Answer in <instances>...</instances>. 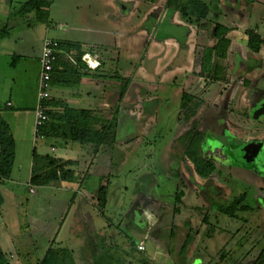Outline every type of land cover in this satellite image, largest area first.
<instances>
[{
  "label": "rangeland",
  "instance_id": "1",
  "mask_svg": "<svg viewBox=\"0 0 264 264\" xmlns=\"http://www.w3.org/2000/svg\"><path fill=\"white\" fill-rule=\"evenodd\" d=\"M26 1L12 0V5L15 8ZM47 1L46 24L35 19L23 25L25 22L20 16L11 21L2 20L9 36L0 39V107L9 94L21 105L35 100L45 37L62 43H78L89 50L94 48L100 53L105 70L98 85L106 91L93 92L91 97L104 104L96 115L107 128L104 143L89 154L93 158L96 155L92 174H100L106 187L105 217L114 224L121 221L124 224L147 207L161 213L162 230L177 226L189 214L188 225L192 233L197 231L194 234L197 236H205L209 224L215 225V233L221 228L235 237L247 238L254 233L252 225L260 214L251 219L250 209L243 212L244 209L236 207L233 220L217 210L229 205L224 199L232 201L233 196L239 197L238 189L250 190L251 196L259 193L254 195L257 188L264 189V77L258 78L255 84L247 81L258 77L260 62L244 59L247 69L243 74L244 86L240 84L241 71L237 65L234 72L238 75L228 77L229 80L211 83L200 76L197 66L203 46L211 42L213 27L201 25L203 38L198 44L199 20L195 18L194 7L188 4L191 0ZM199 1L207 6L211 17L229 13L242 20L251 18L247 22L249 29L254 28V18H264V2ZM259 31L264 34L263 28ZM241 50L238 45V55L231 54L233 61L229 57L217 61L223 69L222 77L225 78L226 70L235 67L236 63L231 65L235 59L244 56ZM57 89L58 86L51 85L49 96L56 97ZM65 90L77 92L72 88ZM121 91H124L122 95ZM183 94L189 96L184 105L181 104ZM207 139L219 142L220 147L202 150ZM70 145L74 150L79 148L76 143ZM55 146L57 153L64 149L61 145ZM255 151L256 158L251 154ZM90 160L85 161L86 166L81 161L80 172L89 169ZM194 160L206 164L205 172L211 168L207 177L197 175ZM258 165L262 171L259 177H254L255 184L249 179L251 189L231 179V175L242 177L243 167L258 170ZM222 166L223 172L228 173L221 174ZM206 189L209 192L225 189V193L218 196L213 193L207 204ZM176 192H182L183 197L180 214L174 216ZM93 201L97 203L96 198ZM55 210L49 212L48 223L56 221L59 211ZM194 212L197 216L193 217ZM70 213L71 233H81V225L75 218L79 211L73 208ZM16 215V209L11 207L7 221L12 245L3 240L2 247L14 249L12 258H7L9 264L32 263L46 244L35 242L27 228L19 227ZM200 216H208L207 225L201 223ZM226 220L230 224L225 226ZM256 230L254 239L264 234V225ZM72 245L75 250V243L70 248ZM75 251L71 264H78V260L93 263L86 247Z\"/></svg>",
  "mask_w": 264,
  "mask_h": 264
},
{
  "label": "crops",
  "instance_id": "2",
  "mask_svg": "<svg viewBox=\"0 0 264 264\" xmlns=\"http://www.w3.org/2000/svg\"><path fill=\"white\" fill-rule=\"evenodd\" d=\"M255 2L262 3L264 0H255ZM13 8L11 0H0V28L5 27L3 23L5 21H2L4 18L7 21H11L12 18L9 17ZM209 14L207 13L206 18L199 20L198 29L200 36L198 44L203 38L202 24H210L213 27L211 44L204 45L203 48L212 47V43L215 44V25L225 26L228 29L225 37L229 41L227 47L229 60L233 61V55L231 54L238 55L236 51L238 45L242 49L241 53L244 54V56L241 55L242 58L238 57L242 62L235 59V62L231 63V65L236 63L235 67L232 66L230 70H226L225 80H229L228 77H233L234 74L238 75V72H234L237 69V65L241 71L240 84L244 86L245 78L243 74L247 69L243 61L244 59L252 58L260 62L258 77H251L247 81L249 84H255L258 78L264 77V49H261L258 53L251 52L246 46L245 33L252 31L264 38V34H260L259 31V28L264 30V18H254V28L249 29L248 23L251 18H243L242 20L232 17L229 13L212 15V17ZM21 19L25 22L23 25H27L29 20L36 19L35 12L32 11L22 16ZM46 38L48 37L44 39ZM81 49L84 54L87 52L96 54L99 66L95 70L83 69L82 72H86L87 75L80 79L76 87L58 86L57 96H49V100L62 101L70 107H72L70 104H75L78 107L74 108L87 109L90 111L91 116H97L96 114L100 112V107L102 108L104 104L92 99L91 96L93 92H98L102 89L98 83L100 82L101 74L105 72L103 70L104 63L100 53L94 51V48L89 50L87 46L82 45ZM65 56L67 58L70 57L72 60L74 59L70 54H65ZM67 88L76 89L77 92L67 93L65 90ZM105 89L102 90L106 91ZM34 98L35 100H32L31 103L21 105L20 101L16 100L12 94H9V97L5 99L4 104L0 107V113L7 121L15 142L14 161L10 176L0 184V249L6 259L12 258L14 253V249H11V246L2 247L3 240H6L7 244L12 245L10 241L12 237L9 229L10 223L7 221L11 207L16 209L17 215L15 217L18 219L19 227L27 228L29 235L31 234L35 242L46 244V247L42 249L35 259H41L47 250L52 247H60L69 252L71 257L70 259L68 257V259L72 260V254L76 252L75 250L79 251L81 248L84 249L86 247L88 257L93 258V263L89 264H253L260 252L264 250V234L256 239L252 237L257 232L256 229H259V225H264V189L261 187L257 188L258 191L254 190V195L259 192V195L255 196H251L250 190L244 192L242 191L243 188L239 187L242 190L238 189L241 192L239 195H243V200L237 207L241 210L244 209L243 212L250 209L251 219L256 213L260 214L256 218L255 224L252 225L254 233H251L247 238L241 235L235 237L232 234L230 235L228 230L222 228L217 229L218 232L215 233L214 224L208 225L205 236L194 235L196 232L192 233L187 221L189 214H186L177 226L172 225L169 229L162 230L161 213L159 211L154 212L147 207L141 209L135 219L126 221L124 224L123 221L114 224L113 221H110L104 215L106 204L101 208L98 203L93 201L97 196L98 189L103 186L102 176L91 172L96 155L93 158L89 154L91 149L87 147L85 149L79 147L74 150L70 148L71 145H66L63 150H59L57 153L58 149L55 145L59 144L58 141L36 137L34 127L36 95H34ZM8 103H10L9 106H7ZM34 152L39 156H49L62 162L71 161L72 165L68 167V170L72 171V179L69 181L60 180L48 186L31 185L30 176ZM251 154L255 158L258 157L256 151ZM89 159H91L89 169L86 168L85 172H80L78 168L81 161L86 166L87 163L85 161ZM258 167V170H247L243 167L242 172L244 175L242 177L231 175V179L240 185L245 184L250 188L249 179L252 178L253 181L254 177H259L258 174L262 171L261 165H258ZM223 168L222 166L221 174L224 172L228 173V171L223 172ZM226 177L230 179L228 176ZM88 179H92V181L87 184L85 181H88ZM254 181L252 184H255ZM213 193L218 196L224 194L225 189L222 192L218 190L212 191V189L210 192L207 189L204 190L207 204V200H210L208 197ZM196 194L199 195L200 192ZM234 198L236 196H233ZM224 200L230 204L231 200ZM73 208L79 211L75 218L81 225V233L77 232L75 235L71 233L69 227L71 222L68 221V215L71 216L70 212ZM55 209L57 212L59 211L56 215V221L48 223L50 221V218H48L49 212ZM194 216H197L196 212L193 213ZM201 218L202 216H200ZM229 218L234 220L233 217ZM207 219L208 216H206V221L203 224L207 225ZM251 219L246 222H250ZM223 223L226 226L230 224V220H226ZM74 243L76 245L75 250L73 245L70 248V245ZM138 245H142L143 250H139L137 248ZM248 246H250L249 249H247ZM220 256H223L221 260H219ZM118 258L121 260L118 261ZM77 262L78 264H84L83 260H78Z\"/></svg>",
  "mask_w": 264,
  "mask_h": 264
},
{
  "label": "trees",
  "instance_id": "3",
  "mask_svg": "<svg viewBox=\"0 0 264 264\" xmlns=\"http://www.w3.org/2000/svg\"><path fill=\"white\" fill-rule=\"evenodd\" d=\"M48 4V1L45 0H27L18 7L13 8L9 18L22 17L34 11L36 20L46 24L48 22V12L46 10L49 6ZM188 4L194 7L195 18H198V20L206 18L208 9L205 4L199 0H191ZM227 31L228 29L225 26L216 24L214 27L215 44L212 47L202 49L199 75L205 77L208 81L219 82L225 80L220 75L222 68L216 63L227 57V47L229 45V41L225 37ZM245 35L246 46L251 52L258 53L261 49H264V38L252 31H247ZM8 36L6 27L0 28V39ZM58 50L60 53L57 54L53 65L51 85L62 87L78 86L80 79L87 75L86 72H82L83 69H86V66L81 61V56L84 54L81 45L78 43L58 42ZM65 54L72 55L74 63ZM123 92L121 91L120 95ZM187 97L189 96L183 94L182 105H184ZM43 105L47 120L42 126L37 128L36 137L58 141V145L62 147L76 143L79 147L83 149L87 147L93 152H96L98 147L104 143L107 125L97 116H91L89 110L70 107L65 102L49 99ZM14 147L15 142L10 127L0 113V176L3 181L7 180L11 173L15 154ZM32 162L30 184L33 186H48L60 180L69 181L72 179V171L68 170V167L72 165L71 161L62 162L49 156H39L34 152ZM192 163L197 175L203 178L207 177L211 172L210 167L207 168L206 172L204 171L206 164L204 165L202 162L201 164L194 160ZM182 197V192H176L173 206L174 215L180 214ZM96 199L99 207L103 208L106 204L105 186H101L98 189ZM242 200L243 195H240L234 198L227 207L220 208L218 211L229 217H235L236 207ZM201 219V223L206 221V217ZM183 247L182 249H184ZM68 257L70 259L71 255L66 249L52 247L47 250L41 259H34L32 263L26 264H71ZM222 258L223 256H220L219 260ZM0 264H9L1 249ZM253 264H264V250L260 252Z\"/></svg>",
  "mask_w": 264,
  "mask_h": 264
},
{
  "label": "built area",
  "instance_id": "4",
  "mask_svg": "<svg viewBox=\"0 0 264 264\" xmlns=\"http://www.w3.org/2000/svg\"><path fill=\"white\" fill-rule=\"evenodd\" d=\"M58 53H60L58 50V41L50 38L44 39L39 57V78L37 84L36 107L34 111L35 130L42 126L47 120V115L45 114V108L43 104L49 99L51 73ZM70 61L74 63L72 59H70ZM81 61L89 70H95L99 66L98 57L96 54H90L87 52L81 56ZM93 64H96V66L92 67ZM9 105L10 103L7 104V106ZM2 181L3 178L0 176V183ZM137 248L139 250H143L142 245H138Z\"/></svg>",
  "mask_w": 264,
  "mask_h": 264
},
{
  "label": "clouds",
  "instance_id": "5",
  "mask_svg": "<svg viewBox=\"0 0 264 264\" xmlns=\"http://www.w3.org/2000/svg\"><path fill=\"white\" fill-rule=\"evenodd\" d=\"M96 64H93L92 67H95ZM220 147L219 142L213 140V139H207L206 142L202 146V150H214L216 148Z\"/></svg>",
  "mask_w": 264,
  "mask_h": 264
}]
</instances>
